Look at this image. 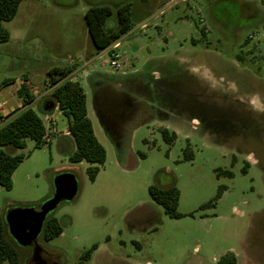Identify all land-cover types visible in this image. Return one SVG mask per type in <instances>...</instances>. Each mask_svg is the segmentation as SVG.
<instances>
[{
  "label": "rangeland",
  "instance_id": "1",
  "mask_svg": "<svg viewBox=\"0 0 264 264\" xmlns=\"http://www.w3.org/2000/svg\"><path fill=\"white\" fill-rule=\"evenodd\" d=\"M126 4L131 30L96 52L85 12L110 7L106 27L115 30L114 9ZM2 26L10 37L0 43V85L16 84L0 86L1 103L10 100L17 111L16 88L24 83L37 100L29 107L43 120L41 105L53 89L49 73L68 70L59 83H80L105 151L90 182L88 164H70L55 143L67 131L58 110L50 111L55 133L47 144L36 149L26 140L13 151L25 158L11 189L0 187L6 226L14 211H38L49 201L57 178L69 175L76 183L74 198L59 201L43 222L55 219L61 235L45 241L42 226L30 245L15 242L19 264H35V251L40 264H216L227 252L236 264H264V49L245 44L264 27V0H25ZM112 54L119 55L120 72L109 66ZM109 75L125 76L114 89L124 86L130 100L116 139L100 124L91 88L101 84L104 97L114 84ZM8 107L0 106V126ZM163 129L175 135L172 144ZM149 187L178 190L179 218L164 214Z\"/></svg>",
  "mask_w": 264,
  "mask_h": 264
},
{
  "label": "trees",
  "instance_id": "2",
  "mask_svg": "<svg viewBox=\"0 0 264 264\" xmlns=\"http://www.w3.org/2000/svg\"><path fill=\"white\" fill-rule=\"evenodd\" d=\"M22 1L25 0H0V43H6L10 37L2 24L14 18ZM114 11L116 14L115 30L106 27V22L113 12L110 7L90 6L84 14L88 35L96 52L104 51L132 28L129 4L119 6ZM247 43L246 40L245 44ZM237 60L242 61V58L237 56ZM58 72L53 70L49 73L53 89L48 102L52 103L66 119L68 139L72 147L67 155L68 162L70 164L87 163L86 174L88 180L93 182L104 164L105 151L94 136L91 122L87 117L86 96L82 86L79 82L71 80L59 83L58 78L65 76L69 71ZM93 76L102 77L101 74H94ZM123 77L125 76H117L116 79L114 77H112L113 79L109 78L114 84L113 87L111 86L108 90H105L106 95L104 97L103 90L98 89L101 84L98 86V83H95L94 86H91L96 92L100 90L94 93L96 113L100 124L115 139L120 133V125L123 122L121 116H123L122 114H128V104L130 102L129 98L125 97L123 93L124 86L121 91L115 92L114 89L122 82ZM9 84H12V82L3 81L0 86L5 87ZM95 86H97V89H95ZM154 93L157 94V92ZM16 94L21 100V106L17 111L5 116L0 126V187L5 190L11 189V176L25 158L21 154H14L13 151L24 149L26 140L33 141L36 149L47 144L43 141L45 131L42 120L29 107L35 100L34 96L29 93L24 83L20 85ZM41 108L44 113L49 112L44 111L43 104ZM161 136L168 144H172L175 140V135L173 133L169 134L166 129L161 130ZM227 175L231 176L230 173H227ZM148 193L150 199L163 210L166 216L171 219L179 218L176 212L179 192L175 187L168 189L149 187ZM220 194L219 190L214 202L219 199ZM212 205L213 203H209L204 207ZM61 233L62 231L55 219L50 218L45 221L42 229V236L45 241H50L60 236ZM94 249L95 247H92L86 251L81 256V261H88ZM4 262L19 264L15 242L9 236L6 223L0 217V264ZM236 263V257L231 252L222 255L216 262V264Z\"/></svg>",
  "mask_w": 264,
  "mask_h": 264
},
{
  "label": "water",
  "instance_id": "3",
  "mask_svg": "<svg viewBox=\"0 0 264 264\" xmlns=\"http://www.w3.org/2000/svg\"><path fill=\"white\" fill-rule=\"evenodd\" d=\"M45 111L54 109L52 103L45 102L43 105ZM76 194V183L73 177L63 175L54 182L53 197L43 203L38 211L20 209L14 211L7 218V230L9 236L20 246H28L41 232L46 215L61 200H72ZM35 264H40V256L35 251L32 257Z\"/></svg>",
  "mask_w": 264,
  "mask_h": 264
},
{
  "label": "built area",
  "instance_id": "4",
  "mask_svg": "<svg viewBox=\"0 0 264 264\" xmlns=\"http://www.w3.org/2000/svg\"><path fill=\"white\" fill-rule=\"evenodd\" d=\"M198 22L200 24L204 23L202 18H199ZM204 31L207 32L206 30H204ZM246 40L248 41V43H252L253 45L259 46V47L264 49V27L262 29H255L252 32H250L247 35ZM115 47H117V45ZM109 66L111 67L113 72H120L121 71V64L119 62V55L118 54H112V57H111L110 62H109ZM44 122H46L47 124L44 125ZM42 123H43L44 131H45L43 141L49 142L48 136L49 135L51 136L55 133L54 129L51 128V126L53 124V117H51L49 115H45L43 117Z\"/></svg>",
  "mask_w": 264,
  "mask_h": 264
},
{
  "label": "crops",
  "instance_id": "5",
  "mask_svg": "<svg viewBox=\"0 0 264 264\" xmlns=\"http://www.w3.org/2000/svg\"><path fill=\"white\" fill-rule=\"evenodd\" d=\"M88 73H89V72H87V71H86V72H83V74H84V76L86 77V79H87V75H88ZM154 75L156 76L157 74H154ZM71 81H74V80H71ZM15 84H16V83L9 84V85H15ZM9 85H7V86H9ZM18 89H19V87L16 88V91H17ZM84 93H85V92H84ZM1 101H2V98L0 97V105H1V106H4V107H5V106L8 107L7 102H9L10 100H4L2 103H1ZM34 102H37V100L35 99ZM45 102H48V101H45ZM45 102H44V103H45ZM44 103H43V105H44ZM48 103H49V102H48ZM20 106H21L20 103L16 105L17 108H20ZM8 108H9L8 112H7L6 114L2 115L3 117L6 116L7 114H9L10 112H12V108H11V107H8ZM52 110L57 111V108L54 107V109H52ZM44 111H45V110H44ZM50 111H51V110H50ZM50 111L47 112V113H44V115H51V114H50ZM62 136H64V137L56 136L54 139H55V143H56V145L58 146V148H59L60 150L62 149V146H64V150H61V151L64 152V155H65V157L67 158V155H68V153L71 151L72 147H71L70 142H69V139H68L67 131H66L65 133H63ZM59 138H60V139H59Z\"/></svg>",
  "mask_w": 264,
  "mask_h": 264
}]
</instances>
